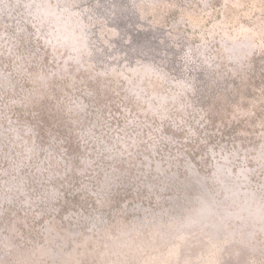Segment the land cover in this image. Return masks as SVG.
I'll return each instance as SVG.
<instances>
[{
	"label": "rangeland",
	"instance_id": "1",
	"mask_svg": "<svg viewBox=\"0 0 264 264\" xmlns=\"http://www.w3.org/2000/svg\"><path fill=\"white\" fill-rule=\"evenodd\" d=\"M0 264H264V0H0Z\"/></svg>",
	"mask_w": 264,
	"mask_h": 264
}]
</instances>
